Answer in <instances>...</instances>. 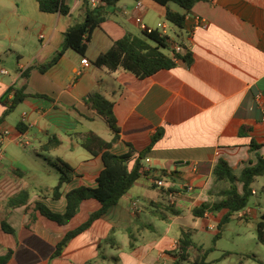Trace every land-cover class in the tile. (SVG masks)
Listing matches in <instances>:
<instances>
[{"label": "crops", "instance_id": "crops-1", "mask_svg": "<svg viewBox=\"0 0 264 264\" xmlns=\"http://www.w3.org/2000/svg\"><path fill=\"white\" fill-rule=\"evenodd\" d=\"M61 1L69 8L67 15L43 13L36 0H0V135L8 132L0 152V256L11 252L7 264H174L180 236H169L177 221L192 219L195 227L194 219H201V227L213 231L225 214L192 215L214 200L208 194L216 163L225 161L239 177L258 156L264 157V0L198 2L186 15L181 45L168 43L171 50L178 48L181 59L172 69L145 78L94 65L125 35L141 36L137 18L149 29L167 28L160 23L165 8L153 0H120L92 32L84 57L68 49L55 65L43 73L33 70L25 80L22 73L50 60L64 33L85 18L82 0ZM24 84L27 97L1 119L12 89ZM93 94L112 104L118 139L111 153L143 152L157 137L141 161L150 175H142L116 205L53 257L65 235L99 210L87 199L65 224L43 214H64L66 194L94 188L104 168L100 155L93 157L80 146V136L88 132L106 142L113 138L107 119L85 101ZM61 164L73 172L55 198ZM152 177L173 186L170 191L156 188ZM252 197L255 202L240 215L256 232L264 214V176L252 185ZM156 221L166 224L163 233ZM179 230L190 235L182 225ZM253 239L236 234L239 263L252 254L247 246ZM215 262L226 263L220 258Z\"/></svg>", "mask_w": 264, "mask_h": 264}, {"label": "trees", "instance_id": "trees-1", "mask_svg": "<svg viewBox=\"0 0 264 264\" xmlns=\"http://www.w3.org/2000/svg\"><path fill=\"white\" fill-rule=\"evenodd\" d=\"M39 11L43 13H57L67 15L69 8L61 0H36ZM85 8V18L82 23L70 27L63 35L61 47L54 53L50 60L41 64L33 65L27 68L22 77L28 80L33 70L45 72L48 68L55 65L63 56L64 52L71 49L84 57L86 43L94 29L105 22L109 15V9L114 8L120 0H99L102 4L91 8L89 0H82ZM140 1V0H134ZM156 4L165 8V20L176 27L183 29L186 15L192 7L202 0H153ZM171 5L178 6L183 13H179L170 8ZM169 39L158 30L150 29V32L141 30V36L137 37L131 34L125 35L122 39L116 41L107 52L99 55L94 60V65L98 68H105L108 71L123 69L133 73L139 78L150 77L162 70H169L175 67L176 60L181 59L180 55L172 50V54L166 55L162 49H168ZM26 84L20 88L12 89L13 98L9 104H6V110L1 119H4L14 111L27 95L24 93ZM86 103L98 114L107 119L113 138L106 142L93 132H88L80 136V146L95 157L100 155L104 168L96 179L94 188L80 187L71 190L66 194V211L62 215L52 214L44 211L49 219L58 224H65L72 219L78 212L82 201L87 199L94 200L99 205V210L89 216L86 222L65 235L57 244L53 257L62 254L67 243L75 236L86 230L93 221L105 214L112 206L116 205L120 199L131 189L134 183L143 175L148 177L150 174L142 173L141 161L144 155L157 140L148 147L147 150L135 154L133 149L124 155H114L110 152V147L118 139V129L112 115V104L107 102L98 94H93L86 98ZM132 164V165H131ZM60 178L58 185L53 190V196H60V188L70 180L73 172L67 165L61 164L58 168ZM165 174V173H164ZM264 176V157L258 156L254 165L245 167L240 176L236 177L228 164L219 160L212 170V188L208 196L213 198L212 202H206L192 210L194 218H202L206 212L225 211L217 226L218 233L215 239H219L223 227L228 223L230 217L244 210L252 197V185L257 178ZM237 184L241 185L238 190ZM5 229V224H2ZM256 240L264 244V214L256 226ZM133 245L130 244V248ZM211 250L203 251L197 248L191 240L188 233H181L177 240V252L174 254L176 261L174 264H181L190 261L191 264H207L206 258ZM192 254V255H191ZM229 255V254H226ZM11 252L0 256V264H7Z\"/></svg>", "mask_w": 264, "mask_h": 264}, {"label": "rangeland", "instance_id": "rangeland-1", "mask_svg": "<svg viewBox=\"0 0 264 264\" xmlns=\"http://www.w3.org/2000/svg\"><path fill=\"white\" fill-rule=\"evenodd\" d=\"M172 8L179 13L181 12V9L176 5H172ZM162 22L167 26L165 30V35L167 36V38L174 44L181 45L180 44L181 38L184 36V31L176 27L172 23L167 22L166 20H163L160 23ZM155 28L160 32L164 31L161 25L156 26ZM170 47L168 49H162V51L166 55H171L172 50ZM259 186L260 184L258 183L255 184L256 188H259ZM255 199L256 198L251 197L249 205H252L255 202ZM222 213L223 211L215 212L217 217L219 215L222 216ZM241 213L242 211L237 212L230 217L228 223L223 227L219 239H215V236L217 234V229L212 231V230H205L201 227L202 224L201 219H194L195 221L198 222V225L195 227L192 224V219L185 221H177L178 226H174L173 231L169 237L170 238H174L176 236L179 237L181 232L179 230V225L184 226V230L190 232L191 240L197 248H200L203 251L211 250V252L206 258L207 264H219V262H215V260L219 258L221 260H225L226 261L225 264H243L244 262H246V264H264V260L260 258L262 255H264V246L259 245L257 243L255 230H252V227H250L247 224L250 223V221H244V219H242L243 217L242 215H240ZM165 225L166 224L161 221H156L155 224L156 228L157 229L159 228L158 231L160 233L164 232ZM193 227L195 228L196 231L192 229ZM237 233H242L245 236H247V238L251 235L254 238L253 240L249 241V244L247 246V248H249L251 251L250 253L252 254H249V256L246 259H242L241 263H239L240 257L237 256L236 254L237 250L235 248V245H233L235 244L234 239H236ZM220 250H222V252ZM230 251H234V252L230 253ZM225 253H230V255L225 256L224 255ZM181 264H191V262L188 261V262H183Z\"/></svg>", "mask_w": 264, "mask_h": 264}, {"label": "built area", "instance_id": "built-area-1", "mask_svg": "<svg viewBox=\"0 0 264 264\" xmlns=\"http://www.w3.org/2000/svg\"><path fill=\"white\" fill-rule=\"evenodd\" d=\"M101 4H102V3H101L99 0H89V5H90L92 8H95V7H97V6L101 5ZM138 5H140V3H138ZM196 21H197V23H198V20H196ZM135 22H136V24H138V26L140 27L141 30H146L147 32H150V29L147 28V27L142 23V21H141L140 18H137V19L135 20ZM163 29H164L163 33L165 34L166 27L163 26ZM176 49H178V48H176V46H174V47H173V51H175ZM87 63H88V61H87L85 58H83V59L81 60V64H82V65H86ZM3 73H4V72H3ZM261 117H262V121H264V107L261 108ZM7 137H8V132H7V131H4V132L0 135V152H1V145H2V143L4 142V140H5ZM145 161H146V163L149 162L148 159H146ZM141 171H142V173L147 172V170H145L144 167L141 169ZM150 180H151L152 185H153L154 187L159 188V189H162V190H165V191H166V190H167V191H170L171 187L173 186L172 183H170V182H168V181H166V180H164V179H160V178L152 177V178H150ZM182 188H184V189L187 190V191L191 190V187H190V186H186V185L182 186ZM169 197H171V193H169Z\"/></svg>", "mask_w": 264, "mask_h": 264}]
</instances>
